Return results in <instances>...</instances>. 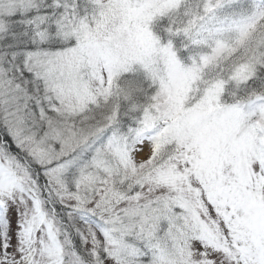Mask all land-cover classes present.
<instances>
[{"label": "snow or ice", "instance_id": "snow-or-ice-1", "mask_svg": "<svg viewBox=\"0 0 264 264\" xmlns=\"http://www.w3.org/2000/svg\"><path fill=\"white\" fill-rule=\"evenodd\" d=\"M0 264H264V0H0Z\"/></svg>", "mask_w": 264, "mask_h": 264}]
</instances>
